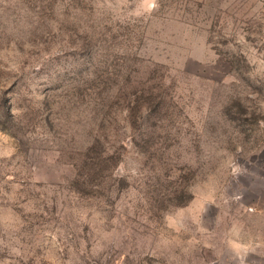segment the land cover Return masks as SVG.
<instances>
[{"label": "rangeland", "instance_id": "374dc122", "mask_svg": "<svg viewBox=\"0 0 264 264\" xmlns=\"http://www.w3.org/2000/svg\"><path fill=\"white\" fill-rule=\"evenodd\" d=\"M0 264H264V0H0Z\"/></svg>", "mask_w": 264, "mask_h": 264}]
</instances>
